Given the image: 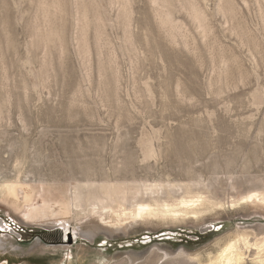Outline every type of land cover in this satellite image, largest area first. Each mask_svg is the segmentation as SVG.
Here are the masks:
<instances>
[{
	"label": "rangeland",
	"instance_id": "374dc122",
	"mask_svg": "<svg viewBox=\"0 0 264 264\" xmlns=\"http://www.w3.org/2000/svg\"><path fill=\"white\" fill-rule=\"evenodd\" d=\"M110 185H160L210 208L113 231L93 230L107 215L88 206L34 214ZM4 186L18 199L0 193V264H210L229 241L256 264L264 0H0Z\"/></svg>",
	"mask_w": 264,
	"mask_h": 264
},
{
	"label": "bare ground",
	"instance_id": "6f19581e",
	"mask_svg": "<svg viewBox=\"0 0 264 264\" xmlns=\"http://www.w3.org/2000/svg\"><path fill=\"white\" fill-rule=\"evenodd\" d=\"M118 189L119 191H117ZM99 192L100 193H97L96 191L89 197L85 196L86 198H84V200H86L84 201V205L82 204V194L77 193L73 196L69 205L58 202L54 204H43L40 207L36 206L37 210L34 214L41 219L50 220L57 216H65L67 211L70 210L78 214L79 212L82 213L88 206L90 213L93 215H107L106 219L108 221L104 224L94 221V224L91 225L93 230L104 229L113 231L119 229V227L121 228L123 225L138 223L139 221L149 219H194L206 214L207 210L210 208V202L202 196H184L176 199L170 191L164 194L160 185L142 188L110 185L103 190V193L102 190H99ZM0 193L10 201L16 202L18 199L15 186H4L0 189ZM259 198V194H252L245 197L243 200L251 203L253 199L260 201ZM262 199L264 200V196ZM32 201L33 194L23 193V203L21 207H24L25 204L26 207H29ZM28 214L29 213H26V215ZM60 219L62 220V218ZM125 221L128 222L123 224L122 222ZM87 234L93 235L91 231H88ZM65 235H67V233ZM74 238L75 236L73 235L72 239L74 240ZM241 239L244 246L248 245L246 239ZM262 251H264V248H262ZM261 253L264 254V252L260 251V254L258 253L253 260L256 264H264V255ZM242 262L243 254L240 252L239 245L237 242L229 241L219 250L214 259L210 261V264H242Z\"/></svg>",
	"mask_w": 264,
	"mask_h": 264
},
{
	"label": "water",
	"instance_id": "95a60500",
	"mask_svg": "<svg viewBox=\"0 0 264 264\" xmlns=\"http://www.w3.org/2000/svg\"><path fill=\"white\" fill-rule=\"evenodd\" d=\"M66 238H67V239H69V241H68V242L70 243V242H71V240H70V239H71V236H70V234H67Z\"/></svg>",
	"mask_w": 264,
	"mask_h": 264
}]
</instances>
